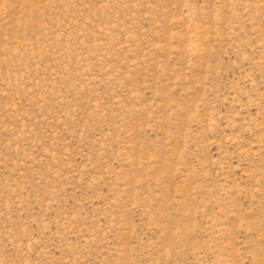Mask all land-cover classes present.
Wrapping results in <instances>:
<instances>
[{"label":"rangeland","instance_id":"1","mask_svg":"<svg viewBox=\"0 0 264 264\" xmlns=\"http://www.w3.org/2000/svg\"><path fill=\"white\" fill-rule=\"evenodd\" d=\"M0 264H264V0H0Z\"/></svg>","mask_w":264,"mask_h":264}]
</instances>
